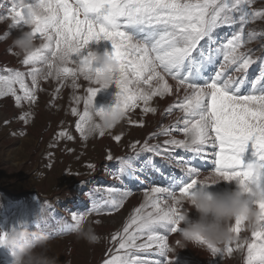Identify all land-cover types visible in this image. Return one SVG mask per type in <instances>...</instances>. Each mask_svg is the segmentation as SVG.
<instances>
[{"label":"snow or ice","instance_id":"obj_1","mask_svg":"<svg viewBox=\"0 0 264 264\" xmlns=\"http://www.w3.org/2000/svg\"><path fill=\"white\" fill-rule=\"evenodd\" d=\"M35 3L13 6L11 26L25 25L27 9ZM252 3L253 0H51L52 6L44 9L43 15L33 17L32 31L41 43L23 60V64L31 66L27 73L31 87L25 83L23 72L0 76V96L12 95L17 105L22 99L35 102L34 90L39 87L41 78L51 77L62 84L71 78L74 89L79 87L78 76L94 84L88 73L99 69L88 65L89 45L108 41L111 52L106 54L120 67L119 76L114 78L118 92L111 107L121 106L128 114L142 104L143 113H155L150 101L173 93L169 79L175 81L177 93L181 90L184 93L175 103L181 117L176 125L161 133L171 137L175 131L183 133L184 138L166 139L163 153L159 145L150 146L147 142L140 150L172 159L173 150L183 149L191 153L193 159L211 161L207 175L192 166L191 159L176 161L184 177L178 181L174 178L169 187H152L145 193L144 203L134 210L122 232L112 236L118 244L117 253L124 250L123 255H113L104 264H149L136 253L148 252L153 246L159 255L170 251L167 236L159 234L157 229L172 225V233L177 231L181 208L198 185L208 186L223 180L255 182L264 188V57L257 58L259 74L249 79V69L257 60L243 51L247 42L244 25L264 19V8L252 9ZM238 23L240 28L231 38L213 47L217 43L213 34L218 28ZM255 36L254 32L247 33L248 40ZM202 41L207 49L201 45ZM198 49V57H193L192 53ZM65 54L69 58L57 66V59ZM221 55L223 63L216 70L217 57ZM78 66L80 69L87 66V70H78ZM229 68L235 75L226 74ZM17 83L23 96L16 94L14 85ZM100 90L97 86L86 89L83 113L79 114L75 125L85 139L93 133L90 126L93 112L105 109L94 104ZM79 99L76 97L77 102ZM71 111L78 115L75 107ZM129 123L134 122L129 120ZM104 135V132L99 133L101 137ZM113 139L119 142L121 136L115 135ZM130 147L135 150L138 145ZM107 158L113 159L111 155ZM119 163L120 173L135 172L131 158H121ZM250 165L260 169L258 176L246 174L245 169ZM116 179H120V174ZM108 203L113 207L120 204L115 198ZM257 206L264 208V204ZM84 216H74L73 220ZM242 226L239 219L232 225L237 237L235 250L246 247L245 264H264V228L252 231L250 240L240 241ZM209 249L213 255L225 252L231 255L234 251L231 243Z\"/></svg>","mask_w":264,"mask_h":264},{"label":"rangeland","instance_id":"obj_2","mask_svg":"<svg viewBox=\"0 0 264 264\" xmlns=\"http://www.w3.org/2000/svg\"><path fill=\"white\" fill-rule=\"evenodd\" d=\"M35 2L36 0H0V46L5 45V49L7 48L4 55L12 56L4 62L0 61V76L23 72L25 83L29 87L31 77L27 73L31 66L23 64L24 57L16 54L12 43L21 30L28 29L23 24L18 27L11 26V9L13 6ZM251 8H264V0H253ZM239 28V23L218 28L213 34L217 42L213 47L226 42ZM244 30L247 42L243 51L257 60L248 72V78L252 79L259 74L260 61L257 58L264 57V19L250 21L244 25ZM248 32H254L256 36L248 40ZM35 39L37 45H40L41 40L38 37ZM201 45L207 49L204 41ZM89 50L110 53L111 42H92ZM198 54L199 49L192 53L193 57H198ZM220 63H223L222 55L217 57L216 70H219ZM226 74L235 73L229 68ZM79 77L82 76H78L79 87L75 89L71 87L70 78L63 84L53 78L49 81L51 77L47 80L41 78L39 87L34 90L35 102L22 99L17 105L12 95L0 96V233H6L22 224L30 231L41 230L53 238L50 254L58 257L59 264H104L113 255H123L124 250L117 253L118 244L112 240V236L122 232L134 210L144 203L145 193L150 192L152 187H169L174 178L178 181L184 177L176 161L191 159L192 166H201L206 171L211 170V164L193 159L192 154L183 149L173 150L172 159L140 150L147 142L150 146L159 145L163 153L166 139L184 138L183 133L175 131L171 137L161 134L163 129L176 125L181 117L182 113L175 108V103L183 96L171 95V100L164 104L167 95L162 98L154 97L150 106L156 109L155 113H143L141 104L140 108L129 112L127 119L110 133H105L103 137L99 134L87 135L85 129L87 138H83L75 127L79 122V114L83 113V107L80 108L79 104L84 103L87 87L96 85ZM14 87L16 94L23 96L19 84ZM63 87L68 90L65 91ZM117 92L114 82L107 89H101L95 98V106L111 107ZM66 95L70 100H74L75 96L79 97V104L73 106L66 103ZM9 100H12V107H8ZM74 107L78 115L72 114L71 109ZM7 108H11V112ZM4 109L8 111H3ZM129 120L134 123H129ZM141 123L143 126H140ZM60 132L66 135L60 136ZM115 135L121 136L119 142L113 139ZM133 144L138 145L135 150L130 147ZM109 155L113 157L112 160H108ZM121 158H131L135 169L132 176H129V171L120 173ZM104 164L107 166L103 167ZM119 174L120 179L117 180ZM141 175L144 176L143 179ZM233 187L235 182L223 180L221 184L208 185L210 191L217 193ZM108 189L117 191L109 193ZM111 198L120 202L119 207L108 203ZM187 207L185 202L181 212ZM45 213L47 218L42 219ZM82 214L87 216L99 235V243L89 245L73 234V217ZM196 215L194 211L190 213L192 219ZM172 227L167 225L157 229L159 234L167 236L168 246L172 251L159 255L153 246L148 252L136 254L149 261V264L155 261L160 264H245L246 247L235 250L236 240L231 242L234 249L231 255L226 252L213 255L206 246L190 245L181 249L175 243L178 233H172ZM239 239H251V232L244 226ZM140 242L142 241H138ZM11 259L10 251L0 247V264H11Z\"/></svg>","mask_w":264,"mask_h":264},{"label":"clouds","instance_id":"obj_3","mask_svg":"<svg viewBox=\"0 0 264 264\" xmlns=\"http://www.w3.org/2000/svg\"><path fill=\"white\" fill-rule=\"evenodd\" d=\"M51 6V0H36L35 6L27 9L25 25L28 30H21L12 41L18 56L28 57L40 47L32 31L33 17L43 15L44 9ZM68 58L67 54L60 56L56 61L57 66ZM88 65L99 69L88 75L101 89H107L120 74L118 63L106 53L92 50ZM78 70L86 71L87 66L84 69L78 66ZM53 72L55 74V69ZM127 115L121 106L108 107L99 113L94 111L90 122L92 134L110 133L127 119ZM245 172L249 177L258 176L260 169L256 165H250ZM186 203L188 207L180 213L176 231L178 235L175 243L181 249L190 245L221 248L233 242L237 237L232 231V225L237 219L250 232L264 228V208L257 206L264 204V188L255 182H235V187L219 193L210 191L207 184L198 185L186 198ZM192 211L197 214L195 219L190 217ZM46 218L45 213L42 219ZM72 231L77 239L89 245L100 241L87 216L75 221ZM52 240L46 232L30 231L22 224L6 233H0V247L10 251L11 264H59L58 257L50 254Z\"/></svg>","mask_w":264,"mask_h":264},{"label":"bare ground","instance_id":"obj_4","mask_svg":"<svg viewBox=\"0 0 264 264\" xmlns=\"http://www.w3.org/2000/svg\"><path fill=\"white\" fill-rule=\"evenodd\" d=\"M8 44H11V42L10 43H8ZM7 49V48H6ZM5 49V45H1L0 46V61H3L4 62V60H6V59H11L12 58V56L11 55H8V54H6V55H4L3 54V52L6 50ZM103 52V51H102ZM232 74V73H231ZM235 75V74H234ZM80 78V77H79ZM82 78V77H81ZM80 78V79H81ZM71 79V78H70ZM49 81H52L53 79L51 78H49L48 79ZM58 82V81H57ZM87 83H90V82H87ZM169 83L173 86V89H174V91H173V93L171 94V95H173V97H177V96H183L184 95V93H183V91L181 90L179 93H177L176 91H175V87H176V85H175V81H171L170 79H169ZM89 85V84H88ZM89 86H91V85H89ZM87 87V86H86ZM64 88V87H63ZM81 89V88H80ZM64 90L66 91V90H68V88L66 87V88H64ZM171 95H167V97H166V100L165 101H163V104L165 103V102H168V101H170L171 100ZM65 98V97H64ZM63 98V99H64ZM62 99V102L64 103V101H65V99L63 100ZM74 100H70L69 99V97H68V95H66V103H70V105H73V106H75V105H78L79 104V102H77V100H76V96H75V98H73ZM161 102H162V100H161ZM12 105H13V103H12V100H9V103H8V107H12ZM51 106V105H50ZM79 106H80V108H82L83 107V105H81V103L79 104ZM8 109V108H7ZM11 109V108H10ZM10 109H8V110H10ZM23 109V108H22ZM8 110H6V109H4L3 111H8ZM56 110V109H55ZM10 112H11V110H10ZM68 133V132H67ZM35 137V136H34ZM66 138V137H65ZM30 139V138H29ZM103 144H105V143H103ZM26 145V144H25ZM117 153H120V151H117ZM199 162V161H198ZM208 162H210V164H211V161L210 160H208ZM107 166V164H104L103 165V167H106ZM199 169H200V171H201V174L202 175H207L208 174V172H210L211 170H209V171H206V170H203L202 169V167L201 166H199L198 167ZM132 172H130V174H129V176H132V174H131ZM133 176H134V174H133ZM144 177V176H143ZM143 177H142V175H141V178L143 179ZM145 180V179H144ZM221 182H222V180H220L219 182H217V183H215V184H221ZM65 213H66V211H64ZM123 216H124V214H123ZM121 218V217H120ZM123 218V217H122ZM122 223V222H121ZM126 224V223H125ZM116 246V245H115Z\"/></svg>","mask_w":264,"mask_h":264}]
</instances>
